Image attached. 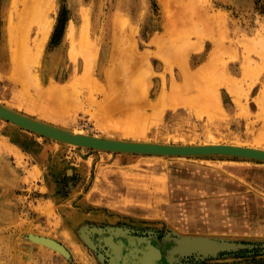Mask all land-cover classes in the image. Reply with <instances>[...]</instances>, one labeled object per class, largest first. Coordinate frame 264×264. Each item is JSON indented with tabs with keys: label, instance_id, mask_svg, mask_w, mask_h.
Returning a JSON list of instances; mask_svg holds the SVG:
<instances>
[{
	"label": "rangeland",
	"instance_id": "rangeland-1",
	"mask_svg": "<svg viewBox=\"0 0 264 264\" xmlns=\"http://www.w3.org/2000/svg\"><path fill=\"white\" fill-rule=\"evenodd\" d=\"M52 1L43 40L37 20L17 26L19 0H0V105L97 137L264 148L260 0ZM24 38L30 49L11 51ZM107 40L128 49L101 66L89 55ZM163 92L190 103L155 112ZM167 158L66 144L0 118V264H113L112 232L160 247L163 264L188 235L233 247L173 253L176 264H264V161Z\"/></svg>",
	"mask_w": 264,
	"mask_h": 264
},
{
	"label": "bare ground",
	"instance_id": "bare-ground-1",
	"mask_svg": "<svg viewBox=\"0 0 264 264\" xmlns=\"http://www.w3.org/2000/svg\"><path fill=\"white\" fill-rule=\"evenodd\" d=\"M53 1L52 0H19V2H17L16 3V8H17V10H16V12L15 13H17V16H18V24H17V26L18 27H28L32 22L31 21H34V20H37V22H39L40 24H41V29H44V30H42V32H43V40H45L46 38H47V32H48V26H46L47 25V23H46V19L44 20L43 18H42V20H39V18L41 19V17L40 16H47V13H48V10L49 9H47L48 7H47V5H49L50 6V3H52ZM20 6H23V10L20 12L18 9L20 8ZM14 7H15V5H14ZM47 7V8H46ZM51 7V6H50ZM49 7V8H50ZM47 10H46V9ZM19 12V13H18ZM44 13L46 14V15H44ZM12 23V22H11ZM10 24V23H9ZM10 27L12 26V24H10L9 25ZM12 27H14V26H12ZM29 28V27H28ZM28 28L26 29V30H28ZM9 29V28H8ZM10 29H12V28H10ZM12 44H13V46H12V48H13V50H11V51H13V52H15V53H22V52H24V51H26V50H28V49H30V45H29V43H28V41L27 40H25V38H24V40H17V41H15L14 40V42H11ZM126 43V42H125ZM43 46V43L41 42L40 43V48ZM11 48V49H12ZM115 50V49H118V50H127L128 49V47L127 46H125V45H123L122 46V48L120 47V46H118V47H114V46H110V43H109V41L107 40V41H105L104 43H102V46H101V48L99 49V50H97L96 51V53H92V54H90L89 56H92V57H94V56H99V58H100V63L102 64L101 66H103V65H106V63H107V61H108V58L109 57H111L110 56V51L111 50ZM121 52V51H120ZM143 56H147L146 54H144ZM138 57H141L140 55H137L136 56V58H138ZM51 60H52V55H50V58H49V61L47 62V64L49 65L50 64V62H51ZM103 69H104V67H101L100 69H99V74H100V76H104V77H106L105 79L109 82H111V75H110V73L108 72V71H103ZM182 72H184V73H182L183 75L182 76H184V74L186 75V76H184V78L186 77V78H188L189 77V75H187L186 74V72L185 71H182ZM12 78L14 79V77L16 76V71L14 70V73L12 72ZM183 78V77H182ZM186 80V79H185ZM234 83H233V82ZM232 81H230L231 82V84L230 83H228V85L230 84V86H232V87H235V85H236V82H235V80H233L232 79ZM173 87V86H172ZM175 87V86H174ZM211 87H213V88H215V86H211ZM58 88V90H59V92L58 93H62V92H65V89H64V87H57ZM159 88H160V82L158 81L156 84H155V87L153 88V90L154 91H151V95H153V96H156L157 95V93H158V91H159ZM179 88H181V87H177L176 86V88L175 89H173V91L171 90L170 92H174L175 94H176V91H178L179 92V95L182 93V90H185L186 92V94L187 95H189L188 94V90H187V88H184V89H179ZM213 88H210V90L207 92V94L210 92L211 94L213 93ZM180 90H181V93H180ZM216 89H214V91H215ZM163 91H165V89H163ZM177 92V93H178ZM165 93V94H164ZM167 92H163L162 93V95L160 96V99H159V101L158 102H160V103H157L158 105H157V107L159 106L160 108H161V111L163 112V110H165L166 108H167V106H172L171 108H173V106L176 108V106H178V105H180V106H182L181 104H184V105H187V102H189L190 101V98H189V100L188 101H183V99L181 100V98H178L179 97V95L178 96H174L173 95V98L174 99H169V100H171V101H169V100H166L167 102H168V104L166 103V101L165 100H163V99H161L162 98V96H164V95H166V97H167V94H166ZM184 93V92H183ZM142 94V93H141ZM164 94V95H163ZM206 93H204L203 94V99H206L207 100V98L209 99V97L211 96V94H210V96H206L205 95ZM137 95V97H139L138 96V94H136ZM144 94H142V97H139V98H137L136 96H135V98L136 99H141V98H145V95L143 96ZM209 95V94H208ZM216 96H217V94H215ZM215 95H213L212 94V96L215 98L216 96ZM54 96H56L57 97V95H54ZM131 96H133V95H131ZM147 96V95H146ZM169 96V95H168ZM170 96H171V93H170ZM206 96V97H205ZM181 97H182V95H181ZM184 97H185V95H184ZM129 98V97H128ZM134 98V97H133ZM134 98V100H135V102H136V99ZM201 98L202 97H200V98H198L199 100H197V101H201ZM213 98V99H214ZM217 98V97H216ZM219 98V97H218ZM58 99H59V101H60V99H62V98H60V97H58ZM127 99V98H126ZM185 100H187L188 98H184ZM220 99V98H219ZM219 99H218V101L217 100H215L214 102L213 101H210V100H208V101H204L203 102V104H206L207 102V105H205V106H207L208 107V105H209V107L210 106H212L211 104H209V103H214L213 105H215L216 103L218 104V102H219ZM132 100V99H131ZM160 100H163V101H160ZM61 101H64L65 103H63L62 105H64L65 106V104L66 103H68V99H66V98H64V99H62ZM140 101V100H139ZM142 101V100H141ZM140 101V103H142L143 105H144V103L146 104V98L145 99H143V102H141ZM202 102V101H201ZM62 103V102H61ZM190 103V102H189ZM188 103V104H189ZM202 104V103H201ZM148 105H150L149 103H148ZM183 105V106H184ZM66 106H68V105H66ZM144 106H146V105H144ZM151 106V105H150ZM156 107V106H155ZM159 107H158V109L155 111V112H158V110H159ZM8 108V107H7ZM175 108H173V109H175ZM8 109H10V108H8ZM12 110V109H11ZM15 111V110H14ZM161 114V113H160ZM162 115V114H161ZM26 116V115H25ZM156 116H157V114H156ZM24 117V116H23ZM29 117V116H28ZM0 118H2V117H0ZM36 120V119H35ZM38 121H40V120H38ZM12 122V121H11ZM44 122V121H43ZM12 123H14V124H16L17 126H19V127H22V128H24V129H26V130H29V131H31V132H34V133H36V134H38L37 132H35V131H33V130H30V129H27V128H25L24 126H20V125H18L17 123H15V122H12ZM47 123V122H46ZM61 128V127H60ZM62 129H64V128H62ZM65 130H67V129H65ZM69 131V130H68ZM81 132H83V131H81ZM81 132H75V134L76 135H88V134H84V133H81ZM39 135H41V134H39ZM131 135H136V136H138V137H141L143 134H141V132H139V130L138 129H136L134 132H132L131 133ZM42 136V135H41ZM90 136H93V135H90ZM99 136V135H98ZM44 137H47V136H44ZM94 137H97V136H95L94 135ZM47 138H50V139H52V140H56V141H59V142H63V143H66V144H70V143H67V142H64V141H60V140H57V139H53V138H51V137H47ZM98 139H96V138H94V140L92 141V142H97L98 143V141L101 143V145H102V142H116V141H122V142H120V143H129V140H124V139H114V138H108V137H97ZM130 142H136V143H138V144H141V145H145V146H152V147H148L147 148V150H150L149 148H151V149H154V150H152V151H150V152H152V153H154V154H142V155H149V156H162V157H194V156H197V155H201L200 153H195V154H192V152L191 151H188V152H186V154H182V153H174V154H168V156H166V154L165 155H163V154H161V155H159V154H155V151L156 150H161V151H163L162 149H165V148H169V149H165V151H167V152H169L170 150H177L179 147H181V146H183V147H196V146H200V145H203V146H224V145H230V144H221V143H217V142H213V143H209V142H207V143H205V144H186V145H180V144H169V143H157V142H150V141H147V140H143V141H141V140H138V141H130ZM71 145H74V144H71ZM231 145H234V146H239V147H248V148H251V149H255V150H257V151H264V148H262V147H257V146H245V145H235V144H231ZM76 146H78V145H76ZM167 146H169V147H167ZM179 146V147H178ZM80 147H82V146H80ZM83 147H85V146H83ZM111 147V146H110ZM112 147H120V148H125L124 146H122V145H116V146H112ZM85 148H89V147H85ZM98 150H104V151H109V150H106V149H98ZM177 151H179V150H177ZM111 152H120V153H130V154H132L131 152H128V151H122V150H120V151H111ZM140 154V153H139ZM214 155V154H213ZM217 155V154H216ZM231 156V155H230ZM167 158V159H168ZM249 158H251V159H256V160H261V161H264V158H256V157H249ZM180 159V158H179ZM100 234H103V232L102 231H100ZM109 234H110V232H109ZM114 233L112 232V234L111 235H109V236H107L106 235V237L104 238V243L107 245V246H109L108 248L109 249H111L112 251H113V261L112 262H114L113 264H163V263H161V260H162V258H163V256H162V250H161V248L160 247H158V246H156V245H154V244H152L151 242H148V244L146 243V242H144L143 240H141V241H139V240H137L136 238H131V237H128L127 235H125V236H123L119 241H117L116 240V238L115 237H117V235L116 236H114L113 235ZM118 234V233H117ZM40 237V236H39ZM119 237V236H118ZM182 237V236H181ZM49 238V237H48ZM102 238V237H101ZM178 238H180V237H178ZM36 239V242H38V243H42V242H44V243H46V244H43V245H52V244H55V243H53L52 242V240H50V239H48V240H46V239H44V237H42V238H38V237H36L35 238ZM146 240V239H145ZM35 241V240H34ZM103 241V240H102ZM177 241V244H178V248H174V250L172 251V249L169 251V253H168V255H167V258H168V262L166 263V264H176L177 263V258H176V262L174 261L175 260V258H174V254L173 253H178L179 255H181L182 253L184 254V253H191V252H199V253H210V252H217L220 248H221V242H218L217 240H214V239H212L211 237L210 238H208V237H205V236H193V235H188V236H184V237H182V238H180V239H178V240H175V242ZM40 243V244H41ZM37 244V243H36ZM228 244V243H227ZM56 246V245H55ZM106 246V247H107ZM47 247H50V246H47ZM52 247H53V245H52ZM53 248H55V247H53ZM62 248V247H61ZM105 248V247H104ZM55 249H57V248H55ZM58 249H60V247H58ZM233 249V248H232ZM230 250H231V248H230ZM59 251H61V250H59ZM63 251V250H62ZM61 251V252H62ZM108 251V250H107ZM227 251V250H226ZM219 252V251H218ZM108 253V252H107ZM110 256V255H109Z\"/></svg>",
	"mask_w": 264,
	"mask_h": 264
},
{
	"label": "water",
	"instance_id": "water-1",
	"mask_svg": "<svg viewBox=\"0 0 264 264\" xmlns=\"http://www.w3.org/2000/svg\"><path fill=\"white\" fill-rule=\"evenodd\" d=\"M24 116V117H23ZM0 117L7 121H12L17 123L20 126H24L27 129L33 130L37 132L38 134H41L42 136L51 137L53 139H57L60 141H64L70 144L78 145V146H85L89 147L91 149H106L109 151H128L133 154H154L150 151L154 150L149 148L150 150H147L148 147L152 146H145L138 144L136 142H130L129 143H120V141L116 142H92L94 138L98 139L97 137L90 136V135H76L75 132L68 131L65 129H62L60 127L35 120L31 117L25 116L19 112H16L14 110L8 109L5 106L0 105ZM116 145H122L125 148L120 147H112ZM111 146V147H110ZM169 147V146H167ZM179 147V146H178ZM169 149V148H165ZM165 149L156 150L155 154H163L168 156V154H174V153H182L186 154V152L191 151L192 154L200 153L201 155L197 156H210V155H225V156H234V157H242V158H249V157H256V158H264V151H257L255 149H251L248 147H239L234 145H224V146H196V147H179L177 150H170L169 152L165 151ZM251 159V158H249ZM256 160V159H255ZM229 247H233L231 244H221L222 249H227Z\"/></svg>",
	"mask_w": 264,
	"mask_h": 264
},
{
	"label": "trees",
	"instance_id": "trees-1",
	"mask_svg": "<svg viewBox=\"0 0 264 264\" xmlns=\"http://www.w3.org/2000/svg\"><path fill=\"white\" fill-rule=\"evenodd\" d=\"M260 3H262V1L260 0L259 1V8H260V10L262 11V12H264V2L262 3V5L260 4Z\"/></svg>",
	"mask_w": 264,
	"mask_h": 264
},
{
	"label": "crops",
	"instance_id": "crops-1",
	"mask_svg": "<svg viewBox=\"0 0 264 264\" xmlns=\"http://www.w3.org/2000/svg\"><path fill=\"white\" fill-rule=\"evenodd\" d=\"M202 227H204V226H202ZM188 228H189L188 230H191L192 227L191 226H188Z\"/></svg>",
	"mask_w": 264,
	"mask_h": 264
}]
</instances>
